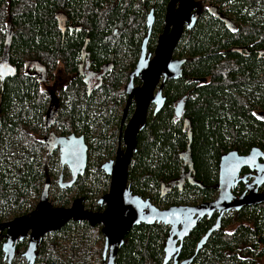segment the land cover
I'll use <instances>...</instances> for the list:
<instances>
[{
    "label": "trees",
    "instance_id": "obj_1",
    "mask_svg": "<svg viewBox=\"0 0 264 264\" xmlns=\"http://www.w3.org/2000/svg\"><path fill=\"white\" fill-rule=\"evenodd\" d=\"M166 1L0 0V61L17 69L16 74L0 75V221L28 214L44 183H58L59 142L52 149L46 140V98L26 65L36 61L55 68L62 62L71 71L87 36L86 46L94 61L114 53L120 64V70L108 71L102 78L104 90L118 98L146 32L144 18L154 8V32L161 30ZM196 2L199 12L196 8L195 21L184 30L174 50L176 56L186 55L188 61L182 66V75L167 80L164 107L150 112L139 129L128 167L130 188L161 207L213 199L220 155L228 149L264 148V53L256 51L264 49V0ZM210 4L219 5L222 16L233 25L226 27ZM73 85H80L78 77ZM181 96L186 99L188 123L172 117L170 103ZM65 97L79 101H64L56 127L60 136L71 131L83 134L88 158L84 173L71 186H59V192L49 196L56 205H68L73 189L74 197L82 196L84 201L103 183V192L107 191L110 176L101 164L114 156L120 121L114 106L110 105L106 114L100 113L105 107L99 106L104 103L96 105L94 116L90 114L89 103L83 100L91 98L80 89L69 88ZM188 150L192 179L188 177L180 188L173 181L182 171ZM96 208L102 209L98 203ZM215 213L201 217L184 237L178 260L189 259V264H264V201L225 212L220 225L197 247L214 224ZM233 223L236 227L227 230ZM168 232L169 226L163 223L133 225L114 264H170L163 263ZM4 239L3 230L0 264H8L2 249ZM103 243L100 224L70 219L44 234L32 264H103ZM26 246L24 240L17 242L10 264H31L22 255Z\"/></svg>",
    "mask_w": 264,
    "mask_h": 264
},
{
    "label": "water",
    "instance_id": "obj_2",
    "mask_svg": "<svg viewBox=\"0 0 264 264\" xmlns=\"http://www.w3.org/2000/svg\"><path fill=\"white\" fill-rule=\"evenodd\" d=\"M196 0H169L166 5L165 26L159 35L155 47L154 56H145L146 41L149 32L145 36L142 45V53L136 67L129 76L127 92L129 97L135 94L136 107L131 115L122 135L124 150L117 148L114 157L105 160L101 168L110 176L108 189L99 198L97 203L104 206L100 210L85 207L82 196L74 197L68 205L53 204L49 198L50 182L47 180L40 192L36 206L28 213L14 216L13 218L0 221V232L4 230L5 239L2 243L4 257L8 264L11 263L16 253L18 240L28 236V242L22 255L29 263H33L36 257V247L45 233L61 228L70 219L86 220L90 224H100L104 243L102 249L103 264H114L119 246L123 243L124 236L135 224L141 222L163 223L169 226L168 236L164 245L163 263L172 257V264H189V259L178 260L179 251L184 237L203 216L218 213L214 224L205 232L197 243V247L220 225L224 212L231 209L241 208L245 204H253L264 201V192L252 188L249 193L239 196L233 194L231 187L235 183V177L242 165L257 163L258 157L264 158V150L254 146L247 155H242L234 150H229L221 156L220 175L217 184L218 195L206 201L195 204H170L158 206L149 197L134 192L128 183V167L132 159L136 144V134L146 123L147 107L150 100H157L161 105L164 98L161 96V87L167 78H177L183 73L182 64L184 58L173 57L172 53L178 43L184 23L187 27L192 25L195 19ZM151 23L152 13L149 14ZM171 27L170 33L167 28ZM37 66V65H36ZM17 69L8 61H0V75L16 74ZM162 72L163 81L155 94L153 88ZM140 75L143 84L133 86V77ZM180 100L176 107L180 113ZM126 104V109H127ZM59 161L62 165L67 164L70 177L63 180L60 173L58 180L63 187L71 186L79 174H83L87 165L88 145L83 134L71 132L67 136H59ZM184 152V157L188 155ZM255 159V160H251ZM261 163V162H260ZM264 162L262 163V165ZM191 165V162H190ZM264 175V172H263ZM198 183V182H197Z\"/></svg>",
    "mask_w": 264,
    "mask_h": 264
},
{
    "label": "flooded vegetation",
    "instance_id": "obj_3",
    "mask_svg": "<svg viewBox=\"0 0 264 264\" xmlns=\"http://www.w3.org/2000/svg\"><path fill=\"white\" fill-rule=\"evenodd\" d=\"M168 1L169 0H167L165 3L164 19L162 21L161 30L154 32L155 24H156V20H157V18H155V16H154V8L152 9V7H151L150 10L147 12L146 17L144 18V21H143L145 26H146V32L141 39L139 51L137 53V57L135 59L134 65L128 74L127 81L123 84V90L118 94V98H116L113 94H110L107 90H104V88H103V82L104 81L102 80V78L104 75H106V73L108 71L120 70L121 68L117 69V67L120 64L116 63V57H115L114 53H110L109 56L107 57V59H104V60L99 61V62L94 61L93 56L91 54V51L86 46L87 41L89 40V38L87 36H85V38L83 39L82 45L77 50V53L74 57V59L76 61L75 67L71 71L66 70L64 68V65L62 62H61V64L57 63V66L55 68H49L44 63L36 62V61L26 65V71L28 72V74L30 76H34L38 80L39 85L41 87V90L43 92V97L46 98V104L47 105L45 108L46 112L44 115L43 129H44V133L47 136L46 140H47L48 144L52 147V149H54V147L58 144L57 137L60 136V134H61V130L56 127V121L61 116V112L64 109V103L66 101L67 102H74V100L79 101L76 98L70 99L71 101H69V99L65 97V94H66V92L69 91V88H76V89H80V91L82 92V94H84V96L86 98H91V100H83V102L89 103V105H87V106H88V109L90 111V114L92 113L93 116H94V114H96V111H97V109H95L96 105L98 106V104H100V103L105 104V106H103V105L99 106L100 108L105 107L104 110H100V113H102V114L103 113L106 114L110 105L114 106L116 109L119 110L120 121H119V126L117 128V133H116V143H115V153H114V156H115L117 148L119 146L121 147V143L123 140L122 135H120V133H123V131L125 130L127 123H128V121H129V119H130L131 115L133 114L135 107H136V99H135L136 95L132 94L131 97H129L128 92H127L129 76H130L131 72L134 70V68L136 67L139 58L141 57L143 40H144L145 36L148 34V32H149V36H148V40L146 41L145 56L148 58H152L154 56V51H155V47H156V44L158 41V37L164 30L166 5H167ZM153 2H155V0H153ZM196 8L197 7H195L193 9L194 12H195ZM197 10L199 12V8H197ZM210 10L215 12L216 15L218 17H220V21L222 19L225 20V21L222 20V22L226 25V27L233 25L232 21H229L228 19H226L225 17L222 16V13L219 10L223 11V9H221L219 7V5H217V8H216L212 4H210ZM150 13H152L151 23L148 22L150 20V17H149ZM65 20H66V18H65ZM194 21H195V19H194ZM61 24H62V21H61ZM61 26H62V28H64L65 24H63ZM189 27L190 26L187 27V23H184V29H183L182 35L184 33V30L186 28H189ZM76 31H80V30L77 29ZM76 31H74V32H76ZM170 31H171V27H168L167 32L170 33ZM64 32L65 31H62V33H64ZM74 32L71 31L70 33H74ZM154 38H155V41H153ZM249 46L250 45H248V47ZM174 50H175V48H174ZM246 51H248V50H246ZM256 51L259 52V54L264 53L263 48H256ZM172 56L177 57V58H184V62L182 64V66H184V64L188 61L186 55L176 56L174 54V51L172 53ZM130 60H131V58H129L127 61H130ZM77 77L80 80V85H78V87H76V85H73V82L75 81V79ZM168 79H171V78H167L163 82L162 87H161V96L164 98V100H162L159 108H157V106H158L159 102L161 101L160 98H158V102H157V100H150L149 105L147 107L146 119H147L150 112L156 113L159 110H161L164 107V105L166 104L168 97H167L166 93L164 92V87H165V84H166ZM162 81H163V74L161 72L159 75L158 81L153 88V94H155V92L157 91V89L160 86ZM142 84H143V80L141 79V76L135 75L133 77V86L138 87V86H141ZM180 100H182L180 113H177L176 107L178 106V102ZM127 103H128V105H127V109H126ZM185 103H186V99L181 96V97H178V98L172 100L170 105L173 108L172 117L181 118L182 120H186L185 122L188 123V118H186L187 115H185ZM106 109H107V111H105ZM258 115L262 116V114H258ZM71 132H74L76 134H80V132H77V131H71ZM71 132H67L66 134H64V136L69 135ZM253 147L254 146L250 147L246 151H242V150L239 151L238 149L235 150L236 148L232 149V150H234L235 152H237L239 154L247 155L248 152ZM261 149L264 150V148H261ZM229 150H231V149L226 150L219 157V160L217 163V170H216V174H217L216 182H215L216 184H218V182H219L221 156L223 154H225L226 152H228ZM58 153H59V151H58ZM114 156H112V157H114ZM188 156H189V154L187 155L186 158L183 156L184 161H183V165L181 168V170H182L180 173L181 176L179 174V176L181 177V180L180 181L177 180V178L179 177L178 176L173 181L175 183V184L174 183L173 184L174 185L177 184L180 188H182L184 186L183 184L188 182V177H190L192 179V176H191L192 166L190 165L191 161H190ZM251 160H255V159H251ZM263 162H264V158L262 156L258 157L259 166H264V164L262 165ZM60 165H61V167L67 166V164L62 165L61 162H60ZM188 166H189V168H188ZM263 172H264V167H258L256 162L251 163V164L242 165L239 168L237 175L235 177V183L231 187L233 194H235L236 196H239L243 193H249L253 187L257 188V191H259V192H264V175H263ZM60 173L64 177V174L62 172H60ZM58 183L60 185L59 180H58ZM216 184H215L216 192H215L214 198L218 195V192H219V188H218V186H216ZM231 210H235V209H231ZM226 212H228V211H226ZM21 240L26 241V244H27L28 236L24 237ZM21 240H18V241H21ZM168 262L170 264H172V257L168 260Z\"/></svg>",
    "mask_w": 264,
    "mask_h": 264
},
{
    "label": "rangeland",
    "instance_id": "obj_4",
    "mask_svg": "<svg viewBox=\"0 0 264 264\" xmlns=\"http://www.w3.org/2000/svg\"><path fill=\"white\" fill-rule=\"evenodd\" d=\"M96 128H97V126L94 127L93 129H96ZM121 149H122V151L124 150V141L123 140L121 143ZM57 172L58 173L62 172L64 174L63 179H67L70 177V170L68 169L67 166H64V168H62L61 165H59ZM104 184L105 183L98 186L97 187L98 190H96L92 193V197L90 199H88L87 201H84L85 207L93 209V210H100V208H98V209L96 208L97 198H99V196H101L104 193L103 192L104 191V187H103ZM59 186L60 185L57 182H54V184H52V186L49 187V196H53L54 194L58 193L60 190ZM107 187H108V185H107ZM70 194L73 195V197H74V195H75L74 189L71 190ZM73 197H71V200ZM71 200H70V202H71ZM103 207L104 206L101 205V208H103ZM235 227H236V223H233V224H229L226 228H227V230H233ZM260 262H263V258L260 259Z\"/></svg>",
    "mask_w": 264,
    "mask_h": 264
}]
</instances>
